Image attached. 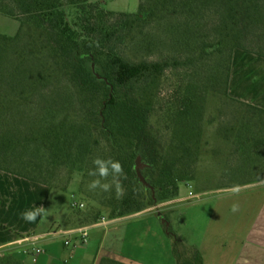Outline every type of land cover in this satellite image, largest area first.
Returning a JSON list of instances; mask_svg holds the SVG:
<instances>
[{"label": "trees", "instance_id": "obj_1", "mask_svg": "<svg viewBox=\"0 0 264 264\" xmlns=\"http://www.w3.org/2000/svg\"><path fill=\"white\" fill-rule=\"evenodd\" d=\"M0 12L20 24L0 32L1 170L54 187L21 167L65 162L88 175L111 157L126 173L111 217L143 210L178 196L176 164L196 154L214 119L206 100L219 97L218 134L232 142L223 174L235 179L226 185L264 177V107L229 93L234 50L264 56V0H140L135 12L0 0ZM175 246L178 264H202L198 248Z\"/></svg>", "mask_w": 264, "mask_h": 264}, {"label": "crops", "instance_id": "obj_2", "mask_svg": "<svg viewBox=\"0 0 264 264\" xmlns=\"http://www.w3.org/2000/svg\"><path fill=\"white\" fill-rule=\"evenodd\" d=\"M128 4V0H123L121 5L109 9L134 11ZM19 181L26 190L18 188ZM234 187L239 191L234 192ZM69 188L57 189L0 169V209L6 212L11 207L9 212L18 209V214L31 209L34 204L47 209V215L28 222V225L3 222L5 213L2 211L0 251L26 252L21 255L23 264H178L173 250L179 236L171 226L179 216L184 217L185 212L177 207L186 205L193 197L213 194V209L195 246L200 250L202 264H264V179L237 186L222 185L200 193L191 190L185 193L179 188L178 196L171 200L116 217L103 215V210L86 212L72 208L73 200L82 201L78 193ZM68 191L73 192L66 199L62 193ZM233 203L239 204L238 212L231 211ZM141 215L153 222L130 229L134 231L130 234L134 241L127 255L115 252L113 247L106 248L105 252L102 243L97 248L92 246V238L98 237L104 226L109 225L110 230L116 221ZM83 226L89 231L86 242L76 232ZM114 229L112 232L119 233L116 239L126 242L128 228L121 232L115 225ZM67 239L69 242L65 243ZM36 248L42 251L37 253Z\"/></svg>", "mask_w": 264, "mask_h": 264}, {"label": "rangeland", "instance_id": "obj_3", "mask_svg": "<svg viewBox=\"0 0 264 264\" xmlns=\"http://www.w3.org/2000/svg\"><path fill=\"white\" fill-rule=\"evenodd\" d=\"M93 1L100 2V4L105 8L117 7L123 2V0ZM139 2L140 0H128L129 9L134 10L132 12L137 11ZM19 25L18 19L0 12V32L14 34L18 30ZM231 67L232 69L229 83L230 96L240 99L244 102L254 103L264 107V56L243 48H236L233 52ZM93 69L95 72L102 71L97 66H94ZM167 85L168 84L164 86ZM223 104V100H221L219 97L207 98L204 115L209 119L211 117L214 119L210 123H207L203 126L201 142L196 154L193 157L180 159L176 164L175 173L179 180V188L185 193L189 190L194 193H200L207 189H215L222 185H226L227 182L229 183L230 181L235 180L234 178H230L228 176L224 177L223 174L225 169L224 166L226 164L225 162L232 148L231 140L222 138L220 134H218L217 130V125L219 122L218 118L221 117L223 113ZM258 135L263 138L264 131ZM38 160L39 159H35L34 161L37 166L36 168L28 170L24 167H21V170L33 177L39 178L40 180L54 184V187L57 189L62 190L66 187H70L69 189H72L78 186L79 190L81 191V193L78 194V198H81L84 206L75 207L71 204L70 206L72 208L86 212L88 210L92 211L93 209L101 211L103 210V215L107 217L110 216L111 204L114 198L117 196L115 187H113L111 192H102L99 189L90 191L88 189V184L92 179H94L91 176L85 175V173L80 172V170L77 168L69 167L65 162L64 164L59 163L60 165H52L45 161V163H43L40 167L38 166ZM54 163H58V161H55ZM253 175L256 176L257 172H255ZM242 179H244V177H238L237 180ZM262 179H264V177ZM262 179H256L255 181ZM108 182H112V180ZM250 183L251 182H248L246 184ZM18 188L21 190H26L20 181L18 183ZM72 192L73 191L61 193L66 199H68L70 198ZM212 196L213 194H202L191 198L190 200L192 201L186 205L182 204L177 207V209H182L185 212L184 217L179 216L178 220H176V222L171 226L172 229L178 233L179 240H177V242L183 243V245L186 247L195 248L203 235V231L206 229L209 216L213 209ZM94 198L95 200H92ZM96 198H99L101 202ZM10 208H8L6 212L3 209H0L1 216L3 215L2 211L5 213L4 216H2L3 222L12 224L24 223V225H28V222L21 218V213L18 214V209H11V212H9ZM144 218L145 216L141 215L116 221L112 227L113 229L111 228L110 230L109 225L104 226L101 228L99 236L92 238V246L97 248L100 243H102L103 251L105 252L107 251L106 248L113 247L116 249L115 252L127 255V253L131 250L134 241L131 239L132 236L130 235L134 233V231H130V229L137 228L140 224L148 225L153 222L149 218H146L147 220ZM153 218L154 217L151 219ZM3 224L4 223H2V226ZM115 225L119 226L118 230H121V232L125 231V228H128L129 234H127L126 242H122L121 240L118 241L116 239V237L119 236V233L116 234L115 232H112L115 230ZM168 228L170 229V225ZM102 239L103 242H101ZM123 244H125V246L122 248ZM183 245L180 244L179 246L184 249L185 247ZM25 253L26 252L24 251L16 252L13 249L2 250L0 251V258H6L10 256L12 262H14V260L17 258H22L24 262V259L21 255H24ZM173 254L176 255L175 250H173ZM210 264L212 263L210 262Z\"/></svg>", "mask_w": 264, "mask_h": 264}, {"label": "clouds", "instance_id": "obj_4", "mask_svg": "<svg viewBox=\"0 0 264 264\" xmlns=\"http://www.w3.org/2000/svg\"><path fill=\"white\" fill-rule=\"evenodd\" d=\"M256 79V78H254ZM94 167L89 169L88 175L95 177L88 184V189L90 191H95L96 189L102 192H111L113 187H115L117 195L121 194V179L126 178V173L123 170L122 164L118 160H114L111 157L102 158L96 157L92 161ZM112 177V182H108V178ZM234 192H238L239 188L234 187ZM83 207V205H81ZM233 213L239 211V204L233 203L231 207ZM22 218L26 222H35L38 217H43L47 215V209L43 205H33L31 209L24 211Z\"/></svg>", "mask_w": 264, "mask_h": 264}, {"label": "built area", "instance_id": "obj_5", "mask_svg": "<svg viewBox=\"0 0 264 264\" xmlns=\"http://www.w3.org/2000/svg\"><path fill=\"white\" fill-rule=\"evenodd\" d=\"M72 205L75 206V207H81V205L84 206V203L83 202H80L78 200H73L72 202ZM76 232H79L80 236H81V239L86 242L89 238V231H88V227L87 226H83V227H79L76 229ZM69 240H65V243H68ZM35 251L37 253L41 252L42 249L41 248H36Z\"/></svg>", "mask_w": 264, "mask_h": 264}, {"label": "water", "instance_id": "obj_6", "mask_svg": "<svg viewBox=\"0 0 264 264\" xmlns=\"http://www.w3.org/2000/svg\"><path fill=\"white\" fill-rule=\"evenodd\" d=\"M100 76V75H99ZM137 169H138V171H139V163L137 164ZM139 174H140V172H139ZM144 182H146V181H144Z\"/></svg>", "mask_w": 264, "mask_h": 264}]
</instances>
